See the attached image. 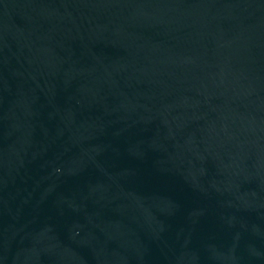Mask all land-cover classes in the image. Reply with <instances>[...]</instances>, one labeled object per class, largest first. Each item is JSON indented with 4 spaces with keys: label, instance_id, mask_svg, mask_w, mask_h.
<instances>
[{
    "label": "water",
    "instance_id": "obj_1",
    "mask_svg": "<svg viewBox=\"0 0 264 264\" xmlns=\"http://www.w3.org/2000/svg\"><path fill=\"white\" fill-rule=\"evenodd\" d=\"M0 264H264V3L0 0Z\"/></svg>",
    "mask_w": 264,
    "mask_h": 264
}]
</instances>
